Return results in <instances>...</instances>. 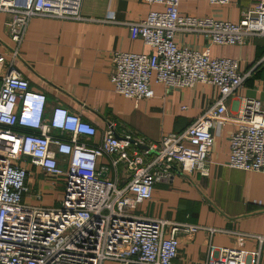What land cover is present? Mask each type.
<instances>
[{
    "label": "built area",
    "instance_id": "built-area-1",
    "mask_svg": "<svg viewBox=\"0 0 264 264\" xmlns=\"http://www.w3.org/2000/svg\"><path fill=\"white\" fill-rule=\"evenodd\" d=\"M144 1L162 4L164 10H152L144 19L129 22V36L153 51H114L109 77L114 90L139 100L153 96L152 80L182 88L203 83L216 88L218 100L184 130L162 135L146 147L143 139L130 133L117 137L111 126L94 143V125L61 105L47 113L45 94L32 90L0 52V264H172L179 235L202 228L133 213L137 203L151 198L157 181L171 179L174 168L207 175L214 136L228 120L224 101L247 75L239 71L236 59L211 57L208 49L178 47L175 35L179 30L199 31L214 44H242L248 36H264V3L243 11L238 22H230L182 15L180 0ZM204 1L222 6L230 0ZM81 6L82 0H0V11L12 14L8 24L16 45L12 57L18 53L29 18L79 19ZM3 68L6 73L1 74ZM236 123L228 139L227 164L264 173V109L259 101L246 99ZM58 155L66 157L65 166ZM20 157L46 176L62 180L58 205L25 202L30 192L28 170ZM105 157L110 164L101 166L103 172L120 163L131 171L124 186L100 175L98 161ZM257 262V252L209 245L205 264Z\"/></svg>",
    "mask_w": 264,
    "mask_h": 264
},
{
    "label": "crops",
    "instance_id": "crops-1",
    "mask_svg": "<svg viewBox=\"0 0 264 264\" xmlns=\"http://www.w3.org/2000/svg\"><path fill=\"white\" fill-rule=\"evenodd\" d=\"M261 2L264 0H230L221 6L204 0H180L178 9L182 15L238 22L243 11ZM152 10L162 11L164 5L144 0H82L79 19L32 16L16 57L11 54L16 45L8 25L12 14L0 11V52L32 90L45 94L47 113L57 105L77 113L95 126L94 143L111 126L117 137L130 133L143 139L146 147L162 135L184 130L219 98L215 87L203 83L182 88L152 80L153 96L139 100L114 90L109 79L111 54L117 50L153 51L141 39H131L128 30L129 22L144 19ZM175 43L190 50L208 49L211 57L236 59L239 71L247 75L241 87L224 101L228 120L214 136L207 175L174 168L171 179L157 181L151 198L137 203L133 213L202 227L192 235H179L172 264H205L209 245L257 252V264H264V238H258L264 237V173L227 164L229 135L237 126L245 100L256 99L264 109V36H248L242 44L218 45L202 32L179 30ZM58 159L65 166L66 157L58 155ZM21 164L28 170L30 192L25 202L58 205L62 180L46 176L24 157ZM98 164L100 175L114 180L118 187L130 180L131 171L123 164L109 166L105 172L101 166H108L109 159L101 158Z\"/></svg>",
    "mask_w": 264,
    "mask_h": 264
},
{
    "label": "rangeland",
    "instance_id": "rangeland-1",
    "mask_svg": "<svg viewBox=\"0 0 264 264\" xmlns=\"http://www.w3.org/2000/svg\"><path fill=\"white\" fill-rule=\"evenodd\" d=\"M18 155H19V154H15L14 157H18ZM21 158H22V157H20V159H21ZM33 203H34V204H40V205H43V204H41V203H39V202H38V203L33 202ZM33 203H31V204H33ZM106 264H108V263H106Z\"/></svg>",
    "mask_w": 264,
    "mask_h": 264
}]
</instances>
